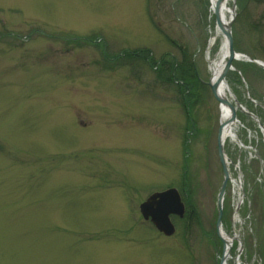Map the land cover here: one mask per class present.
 Instances as JSON below:
<instances>
[{
	"label": "rangeland",
	"instance_id": "1",
	"mask_svg": "<svg viewBox=\"0 0 264 264\" xmlns=\"http://www.w3.org/2000/svg\"><path fill=\"white\" fill-rule=\"evenodd\" d=\"M234 2V48L264 63V0ZM209 3L0 0V264L218 263L220 109L206 52L220 38L209 50ZM167 58L197 78L186 109L177 79H161ZM233 66L235 98L264 125V70ZM238 118L221 219L264 264V131ZM170 187L185 213L165 237L139 205Z\"/></svg>",
	"mask_w": 264,
	"mask_h": 264
},
{
	"label": "water",
	"instance_id": "2",
	"mask_svg": "<svg viewBox=\"0 0 264 264\" xmlns=\"http://www.w3.org/2000/svg\"><path fill=\"white\" fill-rule=\"evenodd\" d=\"M224 1L225 0H217L214 4L213 11L215 15L216 27H218V29L222 32L228 44V59L223 68V71L217 78L216 82L213 84L211 82L209 83L212 94L219 103H225V101H223L217 94L219 90V86L221 83H223V80L227 72L230 69H232L233 60L242 57V55H239L235 52L233 47L231 23L234 19V13L230 17L227 23H224L220 19V8H221V4ZM246 59L264 69V64L262 62L257 60H252L249 58ZM234 120H235V113L233 112L229 120V123L233 122ZM224 126L225 124H220L217 134V153H218L219 161L221 163L222 174H223V181L219 189L218 200H217L218 208H219L218 216H217V225H219L220 223V218L222 214L223 195L225 192V186L228 179V168L225 161V154L223 150V138H222V130ZM139 210L145 221L149 220L157 228L158 231L169 236L172 235L175 231V227L172 224L169 216L171 214H175L178 215L179 217H183L185 212V207L183 205V202L181 201L180 195L177 192V190L172 188L163 192H156L151 194L143 203L140 204Z\"/></svg>",
	"mask_w": 264,
	"mask_h": 264
},
{
	"label": "bare ground",
	"instance_id": "3",
	"mask_svg": "<svg viewBox=\"0 0 264 264\" xmlns=\"http://www.w3.org/2000/svg\"><path fill=\"white\" fill-rule=\"evenodd\" d=\"M217 0H210V13H213L214 4ZM231 0H225L221 4L220 8V19L227 23L230 19V17L233 15L232 7L230 6ZM212 35L209 39L208 43V49L210 50L217 40V38H220V45L218 47V51L216 52L214 57H208V63H209V70L211 73V83H215L221 72L223 71V68L226 64L227 57H228V44L225 40V37L223 34L219 31L218 27L214 28V32H212ZM243 58H236V61H241ZM218 96L225 101V103H219V109H220V122L222 124H225L223 130H222V138L224 142V147H226L227 143H236L240 147V143L238 142V138L236 137V131L239 127H241V121L238 118V113L241 111L245 113L243 106L237 105V102L235 98L232 96L228 84L222 83L219 86L218 90ZM235 113V120L231 123H229V120L231 118L232 113ZM256 123L258 122L257 119L253 118ZM229 123V124H228ZM249 138H252V135H250ZM235 222H233L235 225H242V220L235 217ZM221 231V230H220ZM226 244V242H225Z\"/></svg>",
	"mask_w": 264,
	"mask_h": 264
},
{
	"label": "trees",
	"instance_id": "4",
	"mask_svg": "<svg viewBox=\"0 0 264 264\" xmlns=\"http://www.w3.org/2000/svg\"><path fill=\"white\" fill-rule=\"evenodd\" d=\"M117 58H126L124 55H118ZM163 65H165V68L162 66L160 67V70L164 72L163 78L164 82H172L174 79H177V81L181 85V93H184L185 95V101H183V108H187L188 100L190 98L189 92L191 93L192 90L196 89L197 86V78L194 75L193 70H190V67L188 68L186 64L182 62V64L176 63L173 59H163ZM185 69H188L185 70ZM161 76V75H160ZM158 76V77H160ZM186 92L187 96L186 97ZM190 125V124H189Z\"/></svg>",
	"mask_w": 264,
	"mask_h": 264
},
{
	"label": "flooded vegetation",
	"instance_id": "5",
	"mask_svg": "<svg viewBox=\"0 0 264 264\" xmlns=\"http://www.w3.org/2000/svg\"><path fill=\"white\" fill-rule=\"evenodd\" d=\"M259 22L264 23V13H263V14L261 15V17L259 18ZM248 27H249V32H251L252 29H251L250 25H249ZM253 27L256 28L255 26H253ZM253 33H254V32H251L250 34L253 35ZM243 36H244V33H242V38H243Z\"/></svg>",
	"mask_w": 264,
	"mask_h": 264
}]
</instances>
